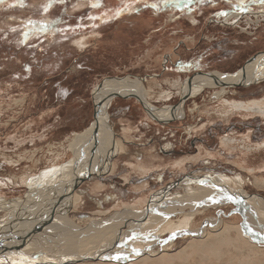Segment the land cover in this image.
I'll return each instance as SVG.
<instances>
[{
    "label": "rangeland",
    "instance_id": "obj_1",
    "mask_svg": "<svg viewBox=\"0 0 264 264\" xmlns=\"http://www.w3.org/2000/svg\"><path fill=\"white\" fill-rule=\"evenodd\" d=\"M128 8L132 10L121 11ZM240 12L244 16L238 21L226 22L222 15ZM263 53L264 0H193L191 5L181 7L160 4L158 10L145 7L142 0H5L0 4V200L28 204L33 198H51L48 188L56 180L51 173L72 161V143L76 144L78 138L82 142L85 134L99 125L97 113H103L114 138L125 143V152L113 157L114 174L90 177L78 185L75 193L81 196V202L70 216L76 224H86L87 217L98 215L97 211L106 216L123 211L124 205L145 206L147 198L165 191L159 206L173 210V216L166 221L161 218L159 230L145 232L143 238H156L162 245H156L157 252L164 242L172 244L165 251L177 253L192 236L187 231L190 228L184 229L187 223H180L184 214L176 207L181 198L199 190L197 181L242 177L246 182L242 191L264 199V190L255 186V176L233 165L241 158L248 160L259 171L255 172L257 177L264 176V147L258 148L264 144V116L220 114L223 103L263 98L264 77L248 85L232 86L220 97L217 93L221 88H206L188 96L183 119L164 124L150 118L134 97L117 96L110 103L105 98L97 108L94 93L105 81L116 79L142 84L148 93L173 92L167 101L155 96L145 99L153 110L163 114L166 107L180 104L177 88L187 78L236 74ZM227 137L236 139L240 148H223L221 140ZM200 149L211 156L198 162L188 160L198 156ZM183 159L186 163L182 169L175 163ZM137 166L150 167L141 175ZM26 178L27 184L22 183ZM99 183L103 188L97 187ZM230 188V192L237 190L235 186ZM214 192L205 198L220 195ZM235 208L230 203L207 209L195 216L196 225L191 229L199 228L202 222L203 226L208 218H220L221 227L228 221H242L240 214H233ZM173 220V229L160 231ZM138 223L140 226L134 224L136 228L145 226ZM179 229L186 231L173 239L170 232H182ZM128 246L113 253L132 254L135 246Z\"/></svg>",
    "mask_w": 264,
    "mask_h": 264
},
{
    "label": "bare ground",
    "instance_id": "obj_2",
    "mask_svg": "<svg viewBox=\"0 0 264 264\" xmlns=\"http://www.w3.org/2000/svg\"><path fill=\"white\" fill-rule=\"evenodd\" d=\"M243 16H244L243 12L233 13V14L227 13V15L224 16V20L226 22H230L232 20L238 21ZM253 16L257 17V15H253ZM258 21H259V18L257 17V22ZM81 43H82V46H84L85 40H82ZM81 43L79 44L81 45ZM256 62H257V65H256ZM254 66L255 68L257 66V68L253 71L252 69ZM261 77L262 78L264 77V53L259 54L256 57L252 58V60L247 63V65L242 69V71L236 74L222 75V74H216V73H209V74H199V75H196L195 77L187 78L184 82L180 83L179 87L177 88L179 90V95H180V104L174 108L167 109L166 107L163 114H161V111L159 110H156V109L153 110V107L149 106L145 102V99L148 98V96L149 97L155 96L156 99L158 100L167 101V100H170V98L172 97L171 94L173 92L169 93V92L163 91V92L158 93L152 90L151 93L150 92L148 93L147 92L148 90L145 91V89L142 88L141 86L142 84H137V83H133L130 81H126L125 79L124 80L116 79L113 81L110 80L108 82L105 81L106 83L101 85L100 88L97 90V94L96 92L94 93L95 106L97 108L98 107L101 108V105L104 104L103 95H104V99L106 98L108 103H110V101L117 96L124 97V98L134 97L138 101H140L141 104L145 107L146 114L150 118L157 120L158 122H161L162 124H164L167 122L169 123V121L171 120H178L179 118L183 119L182 117L185 114V111H183V104L185 103L186 98L188 96H192L197 93H200L203 89H206V88H219V89L221 88V92L217 93V95L220 97L224 95L225 91H227L226 89L231 88L232 86H237L241 84L248 85V83L253 82L255 80L257 81ZM100 93H101V96H99V99H96L97 98L96 95H100ZM226 102L227 101H225V103ZM221 109L223 110L220 112V114L221 116H224V117H228L230 114L233 115L236 113L242 116H247V117L251 115L264 116V97L263 98L260 97L258 99H251L247 101L245 100V101H241L237 103H232V102L231 103L227 102L226 104L223 103ZM228 109H230L231 111L230 110L226 111ZM97 112H100V110ZM97 114H98V117H101L99 113ZM100 119L98 118L97 122H100ZM229 119H226V120H229ZM92 130L93 131L90 130L91 132L87 131L88 135L85 134V137L87 136L86 138L82 136L84 138L82 139L85 140V142L84 141L81 142V139L78 138V141L76 144L72 143L70 149L73 151V156H75L73 159H71L72 161L64 165V167L56 169L58 171L57 173L55 174L53 172L51 173L52 174L50 175L51 178L53 179L56 178V180H54L55 182L54 181L51 182L52 185H50L51 187L49 186L50 188H48L50 189V193H52L51 194L52 197L51 198L48 197L44 199V196H43V197H40L41 199L40 198L39 199L36 198V200L34 198L30 199L29 201L31 202V205H29L30 202H28V204L24 202L27 205L26 206L20 205L19 206L20 208H18L20 210L18 212L14 211V214L12 215L13 217H21V219L24 220L25 218L28 219L32 214H34L32 213V211H46V212L48 211V213H51L54 209L59 211L61 208L67 209L68 206H71L72 209H78L79 204L81 202V196L75 193V190L78 187V185H80L83 181L89 179L90 177L93 178L97 176L101 178L103 175L107 174L108 172H110V174H114L116 165L115 163H112V159L116 155L124 153L126 145L122 140H120V138L118 140L114 138L113 136L114 134L112 135V132H111L112 130L107 126L105 120H103V122H100L99 125ZM221 141H222L223 148L229 149L231 147L232 148L234 147L233 150H235L236 148H240L237 144L236 139L227 137V138H223ZM250 142H252V140ZM103 144L104 146H102ZM101 146L103 147V150L100 149L101 151H99V147ZM263 147H264L263 143L260 146L258 145V148H263ZM204 156L208 157V156H211V154L206 152V149H200L198 156L196 157L194 156L192 158H189L188 160L192 162H198L200 158ZM247 161L248 160H243L241 158L238 161H236V163L234 162L235 164L233 165H236V167L238 166V168L243 170V172L245 171V172L252 173L255 176L254 178L255 186L258 189L264 190V176L262 175L261 178H258L255 172H259V171L255 168H252V165H251L252 163H249ZM185 163L186 161L183 159V160L178 161L175 164L176 166L182 167L183 169V166H185ZM149 167L150 166H146V167L137 166L135 169L139 174L143 175V174H147V172L149 171L148 169ZM58 175H60V177ZM61 176L65 177L66 179L64 180L60 179ZM27 178L22 183L27 184L26 182ZM233 180L232 178L231 180L230 179L218 180L214 178H208L207 180H203L202 182L199 180L197 181V182H200L198 183V185H200L199 190H192V192L189 191L190 193H188L187 198L184 197L183 199L182 198L180 199L179 207H176L178 208V210H180L184 214L183 215L184 218L180 220V223H185V222L187 223V224L185 223L186 225H184L185 226L184 229L190 228V230L188 229L187 231L191 234L192 237L191 239H189L190 241L188 242V244L185 247H183L181 250H179L177 253L167 252L168 251L167 249L170 248L172 244L168 245L167 243L165 244L164 242H163L164 246L161 248V250L157 252L155 251V247L156 245L160 244V242L155 241L156 238H152V239L147 238L148 240H145L143 238L145 237L144 235H147L145 234V232L149 234L151 233V231L154 230V228L155 230L158 229L157 225L159 226V222L161 218H164V221H166L168 220L169 217L173 216V213H174L173 210L170 211L168 207L162 210V208L160 207L161 205L159 206V204L163 203V199H165V196H164L165 191H164V192H158L156 195H154V197L151 196V198H147L144 201L145 206L141 204L133 205V206L124 205L121 208L123 211L116 213L115 215L116 222L114 224L115 226L114 228L110 227V229H114V231L118 230L120 232H123L124 230L123 228H125L126 226H130L129 228L127 227L128 228L127 233L123 232V234H125L123 236L125 238L123 239L124 240L129 239V241L130 240L134 241V242H130V244L128 243V245H131L130 247L135 246L134 249L137 250L136 252L132 251L131 252L132 254H127V252L131 248L128 251H126V254L128 257L127 259H121L119 261L115 259H107L104 261H83L79 263H63V264H264V199L258 195L250 196V195L245 194L242 190L246 182L242 177L237 178L235 181ZM126 181L128 180L126 179ZM97 185L99 189L103 188L102 183L101 184L99 183ZM213 185H215V187H213ZM230 186L232 187L235 186V188H237L236 192H230L231 191ZM221 188L224 189L229 195L237 196L240 202L233 203L231 201L222 200L219 204H213L209 199L205 198V196H209V194L213 193L214 191L216 192V194L217 193L221 194L218 191ZM227 189H229L230 191ZM254 201H257L259 203L256 204ZM33 202L34 203L36 202V206L32 205ZM11 203H15V202L11 201ZM11 203H3L2 205L7 206ZM21 203L22 202H20V204ZM230 203H233V205L237 207L235 208L236 210L233 211V214H236V215L240 214L243 218L242 221L237 220L234 223H230L228 221V222H225L224 225L221 227L220 218L217 220L208 218L207 220L204 221L203 226H202V223H203L202 222L200 223L201 225L199 228L191 229L195 227L196 225V223L194 222L195 216L203 214L205 211H207V209L219 208L223 205H227ZM18 205L19 203L16 202V205L12 207H16V206L18 207ZM253 206L255 207L253 208ZM54 213L55 214H53V216L58 215L57 212H54ZM96 214L105 215V212L97 211ZM138 222L140 223L143 222L141 223V225L144 224L145 226L142 225L143 226V227L141 226L142 228L137 227L138 228L137 229L134 224H137V226L138 225L140 226ZM166 224H167V227L168 226L169 227L166 228L165 226L166 228L165 230H164V227H162L160 231L166 233L167 230L173 229V227H175L173 226V224H175L174 220L173 222L169 221ZM133 225L135 226L137 230L135 229L134 231L132 229V232H130L131 227H134ZM54 227L59 230L63 229L64 233H67L68 235L78 234L77 232L81 230L77 226L70 223L69 221L68 223L62 221V223L60 224H54ZM179 227L181 228V226ZM249 229H251V231H249ZM103 232L104 231L102 230L96 231V234L87 241L89 245L94 244L95 242H98L99 239L101 238V233ZM172 232L174 233V231H171L170 233L172 234ZM254 233H259V235H256ZM133 235H135L136 238L130 239V237H132ZM140 236L142 237L140 238ZM155 237L158 238V236H155ZM142 238L143 240L139 241V239H142ZM109 239H110V236H109ZM116 242L120 244L121 240L117 239L114 241V243ZM135 242H139V243H135ZM73 245L74 246L78 245L77 239L73 240ZM104 249L101 254L104 253ZM120 251H122V249L119 250V252Z\"/></svg>",
    "mask_w": 264,
    "mask_h": 264
},
{
    "label": "water",
    "instance_id": "obj_3",
    "mask_svg": "<svg viewBox=\"0 0 264 264\" xmlns=\"http://www.w3.org/2000/svg\"><path fill=\"white\" fill-rule=\"evenodd\" d=\"M13 202L19 203L18 207L9 206L10 204L4 206L3 203H11V201L0 200V264H63L90 260L104 261L116 255L114 253L119 243H114V241L120 239L122 242L125 238L123 232L127 233L128 230L127 227L122 229L123 232L110 229L115 226L117 212L106 216L90 214L86 224H76L70 216L71 206L67 209L61 208L59 211L50 210L51 213L32 211L34 214L22 220L21 217L12 215L14 211L20 210L18 209L20 205L26 206V204L24 201L15 200ZM54 212L58 215L53 216ZM68 220L81 229L77 232L78 234L68 235L63 229L59 230L54 227V224H60L62 221L68 223ZM98 230L104 231L101 233V238L98 242L89 245L87 241ZM74 239L78 240L76 246L73 245ZM103 249L104 253L101 254Z\"/></svg>",
    "mask_w": 264,
    "mask_h": 264
},
{
    "label": "snow or ice",
    "instance_id": "obj_4",
    "mask_svg": "<svg viewBox=\"0 0 264 264\" xmlns=\"http://www.w3.org/2000/svg\"><path fill=\"white\" fill-rule=\"evenodd\" d=\"M20 2L22 3L23 0H20ZM137 2H141V0H137ZM143 4L145 7H151L153 9H159L160 4H164V5H172L173 7H181V6H187V5H191L193 0H159V3H153V4H149L147 2V0H142ZM200 3H203V0H199ZM5 3V0H0V4ZM93 7H96L95 4H93ZM131 11V8L128 9H122L121 11ZM117 15H119V12L117 13ZM222 15H227V13H222ZM48 26L45 25L44 28L46 29ZM25 37L28 36V33L25 32L24 33ZM26 71H30V69L26 68ZM68 93L65 91L63 92V95H67ZM213 187H215V185H213ZM221 194L219 196H211L208 199L213 203V204H219L222 200H227V201H231L233 203H239V198L237 196H233V195H229L224 189H219L218 190ZM249 231H251V229H249ZM183 232L180 233H172V238L175 239L178 235H183ZM256 235H259V233H254ZM136 236L133 235L132 237H130V239H135ZM129 243V240H124L119 244V247L124 248L125 246H127ZM133 252H136V249H132ZM127 256H122L121 254L117 253L115 256L113 257H108V259H115L117 261L121 260V259H127Z\"/></svg>",
    "mask_w": 264,
    "mask_h": 264
},
{
    "label": "crops",
    "instance_id": "obj_5",
    "mask_svg": "<svg viewBox=\"0 0 264 264\" xmlns=\"http://www.w3.org/2000/svg\"><path fill=\"white\" fill-rule=\"evenodd\" d=\"M101 92H102V90H101ZM102 94H103V93H102ZM99 96H101V93H100V95H99ZM99 96H98V97H99ZM103 99H104V95H103ZM100 112H103V111H102V110H100ZM97 115H98V114H97ZM102 116H103V115L101 114V117H97L96 119H98V118L100 119V118H101L102 120L100 119V122H103V120H104V119H103V117H102ZM82 141H83V140H82Z\"/></svg>",
    "mask_w": 264,
    "mask_h": 264
}]
</instances>
